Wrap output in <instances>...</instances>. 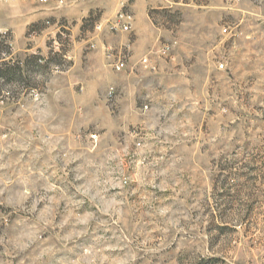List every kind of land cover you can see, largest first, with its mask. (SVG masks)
Instances as JSON below:
<instances>
[{
    "label": "rangeland",
    "instance_id": "1",
    "mask_svg": "<svg viewBox=\"0 0 264 264\" xmlns=\"http://www.w3.org/2000/svg\"><path fill=\"white\" fill-rule=\"evenodd\" d=\"M0 264H264V0H0Z\"/></svg>",
    "mask_w": 264,
    "mask_h": 264
},
{
    "label": "built area",
    "instance_id": "2",
    "mask_svg": "<svg viewBox=\"0 0 264 264\" xmlns=\"http://www.w3.org/2000/svg\"><path fill=\"white\" fill-rule=\"evenodd\" d=\"M131 17H129L128 15H120L119 18H117L114 23H113V29H120L123 31H129L131 28V21H130ZM225 32H227V30H225ZM126 66V61H122L119 60L118 62H116L115 64V69L117 71H122ZM221 69L224 68V65L220 66ZM112 94V93H111Z\"/></svg>",
    "mask_w": 264,
    "mask_h": 264
}]
</instances>
